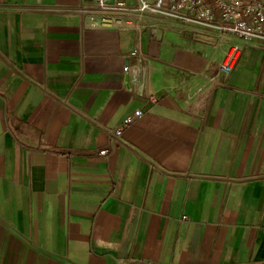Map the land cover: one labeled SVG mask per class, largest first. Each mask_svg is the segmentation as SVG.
<instances>
[{
    "label": "crops",
    "instance_id": "obj_1",
    "mask_svg": "<svg viewBox=\"0 0 264 264\" xmlns=\"http://www.w3.org/2000/svg\"><path fill=\"white\" fill-rule=\"evenodd\" d=\"M80 2L0 0V264H264V42L220 75L214 39L146 34L140 92L135 33Z\"/></svg>",
    "mask_w": 264,
    "mask_h": 264
},
{
    "label": "built area",
    "instance_id": "obj_2",
    "mask_svg": "<svg viewBox=\"0 0 264 264\" xmlns=\"http://www.w3.org/2000/svg\"><path fill=\"white\" fill-rule=\"evenodd\" d=\"M56 13L77 15L83 28L131 31L136 44L124 68L133 86L139 87L150 59L142 48L144 35L155 38L159 32L194 34L214 39L222 49V60L206 72L230 74L245 46L264 42V0H81L76 7H55ZM205 76V73H202ZM135 111L116 128L108 129L107 156L117 147H126L125 130L142 116Z\"/></svg>",
    "mask_w": 264,
    "mask_h": 264
},
{
    "label": "water",
    "instance_id": "obj_3",
    "mask_svg": "<svg viewBox=\"0 0 264 264\" xmlns=\"http://www.w3.org/2000/svg\"><path fill=\"white\" fill-rule=\"evenodd\" d=\"M127 83H129V77H127ZM144 88H145V81L143 80V83L140 87V92H142L144 90Z\"/></svg>",
    "mask_w": 264,
    "mask_h": 264
}]
</instances>
